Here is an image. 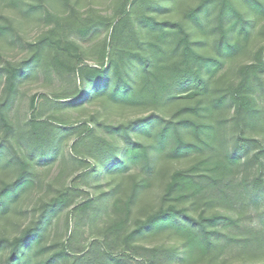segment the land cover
<instances>
[{
  "label": "trees",
  "instance_id": "trees-1",
  "mask_svg": "<svg viewBox=\"0 0 264 264\" xmlns=\"http://www.w3.org/2000/svg\"><path fill=\"white\" fill-rule=\"evenodd\" d=\"M63 3L27 56L0 53V264H264V145L250 134L264 131V44L235 77L224 68L263 29L264 0H112L110 15ZM102 31L89 58L70 38ZM39 71L66 74L72 91L33 94L16 123ZM66 159L95 197L69 186L22 207L38 167Z\"/></svg>",
  "mask_w": 264,
  "mask_h": 264
},
{
  "label": "rangeland",
  "instance_id": "rangeland-1",
  "mask_svg": "<svg viewBox=\"0 0 264 264\" xmlns=\"http://www.w3.org/2000/svg\"><path fill=\"white\" fill-rule=\"evenodd\" d=\"M35 1L36 0H25V3L21 4L18 8H7L0 4V23L5 22L8 26L7 32L4 34L0 33V53L2 54V63H4L5 60L17 62L28 55L27 44L36 40V38L46 30V27L48 26L45 18L46 10L52 14L66 13V7L63 0H46L45 3H42V9L29 10L28 3H33ZM196 1L197 0H186V4L187 6L192 5ZM70 3L76 4L80 11L86 10L89 7L100 10L103 15H110L113 11L112 0H70ZM260 23L261 25L258 24L257 28L264 25V21H260ZM103 36L104 31H102L96 38L81 40L79 36L70 34L71 39H75L83 46L86 58L95 56L96 44L101 42ZM253 38V42H251L249 49L245 54L240 56L234 62L225 65L224 68L229 64L233 65V70L229 69L228 71L232 75L231 78L236 75V69H234V66H236L237 61L241 63L253 61L252 59L254 58L255 51L264 44V27L258 31ZM86 62L92 63L90 60H86ZM72 87L73 80H71L66 74H52L51 77H47L44 73L39 71V75L24 82L17 94L15 105L11 111L14 122L22 124L29 118L28 102L33 94H60L64 91H72ZM258 95L260 97V104H263L264 93L259 91ZM88 109V111L92 110L91 108ZM47 112H49L47 108L42 110L43 115H46ZM71 115L72 119H77L80 118L79 116L81 114L75 111L72 112ZM85 116H87V114ZM250 134L256 137L264 145V131H257L256 133L252 131ZM72 166L70 160L66 159V161H57L50 166V168L48 165L38 167V183L31 194L33 197H28L26 200H23L22 207L25 206L24 208H26L27 205L32 207L39 198L37 197L38 194L44 196L45 194H48L49 190L50 192H54L57 189L69 186L79 187L81 190L82 193L78 196L77 201H82L88 196L95 197L97 194L96 189L84 185L81 179L76 176V171L72 170ZM256 211L257 215L264 211V202H261ZM257 215L254 216L255 220L257 219ZM14 216L15 219L18 218V224L24 221V213L18 215L17 212H15ZM82 217H85V215H82ZM11 225L12 228H10L9 231L15 232L18 227L13 225L12 222ZM89 234L90 231L87 229V226L83 225L81 222L77 240L86 244L90 240Z\"/></svg>",
  "mask_w": 264,
  "mask_h": 264
}]
</instances>
